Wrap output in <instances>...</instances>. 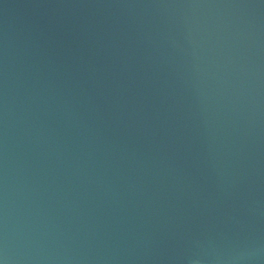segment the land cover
Instances as JSON below:
<instances>
[{
	"label": "water",
	"instance_id": "1",
	"mask_svg": "<svg viewBox=\"0 0 264 264\" xmlns=\"http://www.w3.org/2000/svg\"><path fill=\"white\" fill-rule=\"evenodd\" d=\"M0 264H264V0H0Z\"/></svg>",
	"mask_w": 264,
	"mask_h": 264
}]
</instances>
